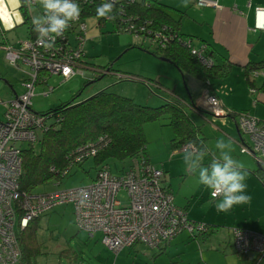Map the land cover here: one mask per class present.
Masks as SVG:
<instances>
[{
  "label": "built area",
  "instance_id": "1",
  "mask_svg": "<svg viewBox=\"0 0 264 264\" xmlns=\"http://www.w3.org/2000/svg\"><path fill=\"white\" fill-rule=\"evenodd\" d=\"M196 3L201 7H220L218 0H196ZM253 29L264 31V5L255 8ZM71 35H74L75 42ZM85 42L86 22L80 16L63 37L56 38L52 48L39 43L37 33L17 47L4 46L10 64L25 75L21 80L22 91L0 100L4 107V118L0 119V264H20L23 255L20 231L61 204H72L79 229L90 237L100 234L102 242L116 253L137 243L160 247L182 231L195 237L210 229L207 223L190 219L187 211L175 204L174 195L164 186V170L144 159H136L116 174L108 164H102L92 182L85 186L44 193L21 190L23 143L33 145L40 142L44 132L60 121V115L54 117L53 113L44 114L33 109L36 85L40 81L47 82L48 78L42 77L41 73L60 75L64 80L78 74L84 68L81 58L85 55ZM153 42L156 44L155 40ZM181 42L189 46L202 63L213 64L211 58L204 55L206 44L198 47L193 39ZM254 71L256 77L264 76L261 70ZM202 100L203 103L197 105L211 115L230 113L216 94L206 90L202 93ZM52 116L54 120L49 121ZM238 121L242 131L251 138L250 152L264 167V119L240 113ZM102 145L103 138H100L70 153L63 175L69 174L79 162L94 158ZM190 149L195 150L193 143L181 147L185 152ZM51 170L55 171L56 167L52 166ZM123 190L126 192L124 200L120 197ZM234 246L238 253L249 258L247 264H264L263 234L235 229Z\"/></svg>",
  "mask_w": 264,
  "mask_h": 264
},
{
  "label": "crops",
  "instance_id": "2",
  "mask_svg": "<svg viewBox=\"0 0 264 264\" xmlns=\"http://www.w3.org/2000/svg\"><path fill=\"white\" fill-rule=\"evenodd\" d=\"M190 2L191 3L188 4L190 6L188 7L187 5V11L200 9L201 6L197 5L196 0H190ZM218 3L220 5L219 8L201 7L200 9V11H204L202 13V24L210 27L211 40L214 42L212 43L211 40L208 41L205 37H202V42L196 44V46L199 47L202 43H207L209 49L213 52L212 56L215 61L217 63H231L232 68L230 72L231 74H235L234 76L236 77L231 78L230 74V76L225 79L215 80L213 82L214 84H212V88L207 89V86H205L201 80L190 73H184V80L188 82L190 89L193 84L199 87L197 81L201 83L198 92L188 89V92L179 91V93L175 88L163 85L166 89L173 91L174 94L185 99L186 107H188L186 108V112L195 125L198 126L200 137L203 138L204 145L201 149L208 153L204 158V166L210 167L211 160L214 156L219 155V150H215L208 143L211 135L214 133L213 135L216 140L221 137H225V140L230 139L232 141V146L242 155V157H240V155L235 154L233 157L241 161L247 170L248 176L246 184L248 193L259 191L264 195V180H262L256 172L257 169H261L263 166H260L258 157L250 152L251 138L242 131L238 121L239 113H248L252 116L264 119V106L254 100V95L258 91V96L264 102V76L260 75V81L257 82L256 78H254L250 72L247 75L246 71V65L249 62H259L264 58V31H256L253 29L255 8L258 5H264V0H251L250 6L248 5L249 0H218ZM21 6V0H0V48L2 49H5L4 46L6 45L17 47L23 40L31 38V36L35 34V31L33 32L29 27L30 23L26 21ZM29 11L31 14V22L33 23V18L35 17L33 5L29 6ZM39 13L42 14L43 10ZM181 31L183 32L182 28ZM183 33L187 35V33ZM188 35L193 36L192 34ZM93 71L95 72L96 70L87 67L82 68L78 74H82L85 77H92L93 80L95 77ZM261 71L264 73V68L261 69ZM107 73H110L108 69H106V74ZM48 75L50 74L41 73L42 77H48ZM72 78L68 80H71ZM249 78L254 80L253 87H251L252 85L250 84ZM203 90L218 95L222 100L223 105L230 113L224 116H214L202 109L198 111L192 108L190 102L198 101L197 98ZM14 92L20 93L15 90ZM13 95L14 94H12V96ZM88 95L92 96L93 94L91 92ZM132 97L137 101L136 99L138 98L134 95ZM158 100V105L164 103L163 100ZM201 102L203 103L202 96L197 104L199 105ZM190 112H194V114L201 119L203 125L197 123L191 117ZM158 121L161 125V135H154L155 132L153 131H156V125L151 126V124H155V121H152L153 123L148 122L145 124V134L148 139L147 158L152 164L164 170V186L174 195L175 204L178 207L185 209L187 214L190 216L192 215L194 219L205 221V223L207 222L210 229L208 232L199 234L195 237L188 231H182L171 241L160 247L152 248L144 243H137L132 247L123 248L118 253L129 254L130 256L133 255L135 256V259H138L140 256L154 257V264H156L161 257L166 258V263L164 264H176L177 262L184 264L188 246L198 240L199 254L201 255L200 257L202 260L199 259L197 264H201V261L205 264H212V260L206 258L208 255L206 251H208V248L212 247L214 240L220 238L219 241L223 243V245H221L223 246V250L225 252L231 250V252L236 253L239 257L237 264H247L249 258L238 253L235 249L234 230L239 228L264 235V199L255 197L254 201L235 205L229 212H226V217L221 218V222L213 220L216 219L217 215L214 216L205 212L199 214L198 211L195 212L193 203L196 201L197 206L204 202L205 198L201 195L203 192L207 194L209 199H211V192L199 183L198 173L193 174L187 170L183 161L185 151H182L180 146L172 145L175 130L174 127L169 124V120ZM211 131L213 133H210ZM244 156L246 158H243ZM123 168H126V165ZM248 193L246 194L249 195ZM70 205L73 207L72 204ZM238 206H241V212H237ZM222 213H219L221 214L220 216H223ZM229 217L231 224L234 226L232 227V230H230V227H227L228 230L225 234L229 233L228 237L227 235L221 236V234H219L222 232L221 228H225L223 225L225 222L228 223ZM77 235L78 233H76V236ZM96 236V241L100 240L101 243L105 245L101 240L100 234H97L92 238H95ZM209 243H211V245H209ZM69 250L70 249H65L61 252V255L65 254V257L68 259L72 258Z\"/></svg>",
  "mask_w": 264,
  "mask_h": 264
},
{
  "label": "rangeland",
  "instance_id": "3",
  "mask_svg": "<svg viewBox=\"0 0 264 264\" xmlns=\"http://www.w3.org/2000/svg\"><path fill=\"white\" fill-rule=\"evenodd\" d=\"M158 2H160L165 8L169 9L176 18L182 16L181 28L183 32L187 33L185 37L186 40H190L191 38L188 34L193 35V42L195 44H200L203 40L202 37H205L208 41L211 40L210 27L202 24V13L204 11H200L201 7L199 10L187 11V7L184 6V0H158ZM190 3L191 2L188 4ZM189 6L190 5H188V7ZM33 10L35 16H38L41 15L39 12L43 9L38 5H33ZM85 22L86 42L84 44V50L87 55L86 60L87 62L94 64L93 68L96 71H93V74L97 73V75H100L99 78L87 85V83L92 80V77H85L82 74H77L74 78L67 81L60 75H48V82L46 84L39 82L36 85V95L32 98L33 109L35 111L41 113L53 111L63 102L69 101L72 96H76V100L81 101L88 98L91 95H88L89 93L92 92V94L95 95L103 89H108L118 94H125L131 98H133L132 96L134 95L138 98L136 99V102L147 104L149 106H159L158 99L164 101L168 98H174L175 94L173 91L166 89V85L175 88L178 92H188V89H192L196 92L200 90V82L195 80L199 83V87L193 84L190 89L188 82L184 80V73H182L178 67L151 53L156 49L155 42L144 39L142 34H139V36L130 32H116L113 30L114 24L112 21H107L102 27H100L98 24V18L93 15L85 17ZM71 38L73 42H75L74 35H71ZM211 41L212 43L214 42L213 40ZM9 59L10 58L7 57V54L5 53V49L0 48V100L9 99L12 94H14V90L17 92L22 91L21 80L24 78L25 74L17 67L10 64ZM107 66L109 68L113 67V71L106 74ZM21 67L27 68L23 64H21ZM250 73L256 78L257 82L260 81V76L256 77L254 70L250 71ZM230 74L231 72L227 77H229ZM134 75H139L142 79L150 78V80L144 82L139 79L128 80L125 78ZM234 75L235 74H231V78L236 77ZM154 81H157L162 85L164 84L165 86L155 83ZM79 90H81V94L77 96ZM48 91L49 94L46 95L45 93ZM203 92L204 90L199 94V97L197 98L198 101ZM254 100L264 106V102L258 96V91L254 95ZM198 101L195 103L197 104ZM3 113L4 107L0 104V119L4 118ZM190 114L197 123L203 125L201 119L197 117L194 112H190ZM49 119V121H53L54 117L52 116ZM158 120L167 121L168 118L164 117L163 119ZM158 120L154 122L155 124H151V126L156 125V131H153L155 132L154 135H161L162 133L160 128L161 125ZM210 133L213 132L211 131ZM213 134L208 143L217 150L215 148L217 140ZM245 134L249 137V134ZM221 138L226 139L225 137ZM23 146H28V143H23ZM33 147L36 152H39L41 150V142L34 143ZM232 148V152H234L232 153L233 156L238 154L242 157L236 148L233 146ZM243 158L246 157L244 156ZM144 160L150 162L148 159ZM108 162L111 171L115 174L119 173V170L125 165L126 167L128 165L126 161L122 162L116 159H111ZM252 162L254 163L253 160ZM97 168L98 166L96 165L94 158H89L82 166L76 164L72 168L71 173L62 178L61 182L57 183L58 180L53 179L48 183L35 187L32 192H53L88 185L96 176ZM246 193H248L247 190ZM248 194L250 197L253 196L250 201H254L255 197L264 199V195L259 191L249 192ZM201 195L205 198L204 202L197 206L196 201L193 203L195 212L198 211L199 214L205 212L207 214L210 213V215H217L216 219L213 220L221 222V218L226 217V213L217 211L215 207L216 201L214 199H209L204 192ZM120 197L123 200L126 199V192L124 190L121 191ZM240 208L241 206H238L237 212H241ZM219 213H222L223 216H220L221 214ZM188 217L194 221L205 223V221L194 219L192 215L190 216L188 214ZM37 221L38 228L36 230L35 238L41 250L36 256V262L38 264H154V257L140 256L138 259H135V256L133 255L130 256L129 254L124 253L117 254L103 245L100 240L96 241L97 236L92 238L87 232L79 230L75 224L76 220L73 207L70 204H61L55 207L53 210L43 214ZM223 226L225 228L222 227V232L219 234H221V236L227 235L228 237L229 233L225 234L228 230L227 227H230V230H232V227L234 226L231 224L230 217L228 223L225 222ZM76 233H78L77 236ZM219 239L214 240L212 247L208 248V251H206L208 254L206 258L212 260V264H237L239 258L237 254L231 252V250L225 252L223 246H221L223 243L219 241ZM198 242L199 241L196 240L193 244L188 246L184 264H197L199 259L202 260L200 257L201 255L199 254ZM209 245H211V243H209ZM65 249H70V256L72 258L68 259L65 257V254L61 255V252ZM164 263H166L165 257H161L159 261L156 262V264ZM176 264L180 263L177 262ZM201 264L205 263H202L201 261Z\"/></svg>",
  "mask_w": 264,
  "mask_h": 264
},
{
  "label": "trees",
  "instance_id": "4",
  "mask_svg": "<svg viewBox=\"0 0 264 264\" xmlns=\"http://www.w3.org/2000/svg\"><path fill=\"white\" fill-rule=\"evenodd\" d=\"M77 2L81 7L80 16L85 21L87 16L97 17L96 8L103 0H79ZM21 4L25 19L30 23L29 27L34 32L29 5L25 4L24 0H21ZM97 18L100 27L107 21H112L113 30L116 32L142 34L144 39L148 38L151 42L155 40L156 49L151 53L168 58L182 73H190L201 80L207 89L212 88L215 80L225 79L232 68L229 62L217 63L212 56V50L205 42L199 47L207 45L204 55L213 61L211 66L202 63L197 56L192 54L190 47L181 42L186 39V35L181 31L182 16L176 18L158 0H119L115 8L114 20ZM34 33L31 38L35 37L36 32ZM157 34L162 37H158ZM190 39L194 38L191 36ZM86 57L85 51V55L81 58V64L84 68L90 66L93 68L94 64L87 62ZM263 68L264 58L259 62H249L246 65L247 75L252 70ZM106 69L110 72L113 71L112 67L107 66ZM93 75L94 79L90 80L87 85L100 76L97 73ZM125 78L128 80L139 79L144 82L150 80V78L142 79L139 75ZM249 79L251 87H253L254 80ZM154 82L160 84L157 81ZM41 83L45 84L46 82L42 81ZM80 94L81 90L77 96ZM190 105L195 110H201L195 102H190ZM186 108L188 107H186L185 99L177 94L174 98L165 99L164 103L159 106L141 104L131 97L114 93L108 89H103L81 101H77L76 96H72L69 101L63 102L53 111L44 113H53L54 117L60 115V121L54 122L53 126L42 135L41 150L36 152L33 145L24 147L20 188L22 191L31 192L35 187L53 179L58 180L57 183L61 182V179L72 171L71 169L69 174L63 175L64 168L69 164L70 153L90 142H97L100 138H103V145L94 157L97 166L109 165V160L116 159L122 162L126 161L128 167L136 159L138 161L143 158L148 159L145 124L164 117L168 118L169 124L175 130L172 145L182 147L187 143H193L196 147L202 148L203 138L200 137L198 126L188 116ZM86 160L78 164L82 166ZM52 166L56 167L55 171L51 170ZM256 172L264 180V167L257 169ZM37 220L38 218L34 219L28 227L19 233L20 243L23 247L20 264H38L36 256L41 250L35 238L38 228Z\"/></svg>",
  "mask_w": 264,
  "mask_h": 264
},
{
  "label": "clouds",
  "instance_id": "5",
  "mask_svg": "<svg viewBox=\"0 0 264 264\" xmlns=\"http://www.w3.org/2000/svg\"><path fill=\"white\" fill-rule=\"evenodd\" d=\"M25 4L38 5L43 9L41 15L33 18L34 30L38 42L47 48H52L57 37L76 22L81 15V7L77 0H24ZM190 0H184L187 7ZM119 0H103L97 6L96 15L99 18L115 19V8ZM215 148L219 155L211 160L210 167L204 166V158L208 154L200 147L190 149L183 156L187 170L198 173L199 183L209 189L216 201L219 212H229L235 205L249 203L251 197L246 194L248 176L244 164L232 155V141L217 139Z\"/></svg>",
  "mask_w": 264,
  "mask_h": 264
},
{
  "label": "water",
  "instance_id": "6",
  "mask_svg": "<svg viewBox=\"0 0 264 264\" xmlns=\"http://www.w3.org/2000/svg\"><path fill=\"white\" fill-rule=\"evenodd\" d=\"M161 59L165 60V61H168V62H171L168 58H165V57H160ZM172 63V62H171ZM111 68V67H110ZM15 94V92H14ZM260 166L262 167V165L260 164Z\"/></svg>",
  "mask_w": 264,
  "mask_h": 264
}]
</instances>
